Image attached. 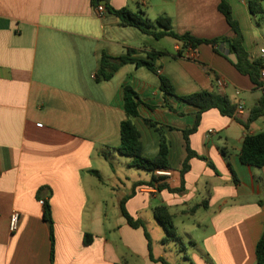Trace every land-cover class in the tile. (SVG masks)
Returning <instances> with one entry per match:
<instances>
[{
	"label": "crops",
	"instance_id": "1",
	"mask_svg": "<svg viewBox=\"0 0 264 264\" xmlns=\"http://www.w3.org/2000/svg\"><path fill=\"white\" fill-rule=\"evenodd\" d=\"M249 1L230 5L245 50L258 59L264 21L250 13ZM220 2L0 0V264H170L166 250H154L143 228L128 224L124 200L134 220L161 228L162 244L168 242L154 216L158 206L169 209L175 228L181 222L203 229L196 264H257L256 246L264 238V167L244 165L239 153L248 134L264 132V116L246 131L217 109L203 113L189 137L198 157L189 159L185 191H160L159 182L148 185L153 175L172 188L181 186L188 159L183 131L195 126L199 110L165 96L159 76L145 66L113 68L117 59L147 60L149 52L160 53L156 65L176 95H226L234 104L243 102L238 116L246 120L263 92L229 58L210 45L193 49L171 37L157 40L108 12L127 8L141 9L151 20L167 16L179 35L210 40L231 35ZM100 4L103 16L97 13ZM106 56L112 75L105 80L99 71ZM218 79L225 85L218 87ZM126 86L143 101L134 120L142 155L155 158L160 150L159 132L145 122L150 120L164 128L171 170L154 174L133 167L118 152ZM166 102L174 111L163 108ZM44 201L52 210L54 242ZM13 212L20 214L16 232L10 230Z\"/></svg>",
	"mask_w": 264,
	"mask_h": 264
},
{
	"label": "trees",
	"instance_id": "2",
	"mask_svg": "<svg viewBox=\"0 0 264 264\" xmlns=\"http://www.w3.org/2000/svg\"><path fill=\"white\" fill-rule=\"evenodd\" d=\"M100 1L101 0H95L97 4H99ZM248 8L253 16L258 17L260 21H264V0H250L248 2ZM219 11L226 18V21L231 29V35L229 37L209 40L196 38L190 34L179 35L174 31L172 19L167 16H160L155 20H151L141 9L138 11H132L127 8H108V12L116 16L121 21L122 25L135 27L146 34L153 36L157 40H161L165 37H171L183 42L185 47H191L193 49H196L202 44L210 45L217 53L226 57L227 59L228 57L220 51V47L223 43L230 42L231 53L235 54L238 60L237 63H233L234 66L241 74L250 78L252 83L256 86V89H260L263 92L258 104L251 109L248 118L244 120L236 113L237 105L234 104L226 95L205 91L194 93L188 96L176 95L172 83L167 77L160 74V68L156 65L161 56L160 53L149 52L147 60H137L131 57L117 59L115 62L117 65L113 64L114 69H116L117 66L128 62H135L138 66H145L159 76L160 87L165 96H174L180 102L194 106L199 110L197 113V121L195 126L183 131L187 142L188 159L184 164V169L181 171V186L180 188H172L169 184L163 182L162 176L153 175L152 181L149 182L148 185L152 186L154 183L159 182L157 188L160 191L168 190L172 193H182L185 191L184 176L189 170V159L196 156L198 157V155L190 148L189 137L191 134L196 132L203 113L212 109H217L223 116L235 118L236 121L242 125L246 131L250 130L251 125L256 120L264 116V79L261 77V73L264 70V59H251L250 54L245 50L243 46V34L238 21L233 16L230 0H221L219 4ZM131 53H133V51L130 50V54ZM109 60L110 59L107 56L104 57L100 66L99 75L105 80L112 75L107 71ZM219 80L221 79L216 81V85L218 87H220L218 85ZM141 104H143V101L139 97L138 93L131 86H126L124 89V106L127 119L121 123V145L117 150L121 155L131 159V166L133 167L141 168L154 174L160 171L171 170L172 167L169 162L170 143L166 137L164 128L160 124L150 120H145V122L154 127L159 132L161 136L160 150L159 154L155 158H147L142 155L141 133L134 123V120L139 117V106ZM163 108L174 111V108L170 106L168 102H166ZM239 156L241 162L244 165L263 168L264 132L255 135L248 134L243 140ZM199 158L207 160L205 157ZM208 163L214 168L212 162L208 161ZM96 174L99 176L98 172H96ZM203 206H207V204L204 203ZM122 212L124 217L127 219L128 224L133 228H144L146 237L149 239V235L144 223L141 220H134L133 217H131L127 212L125 208V200L122 203ZM44 216L51 226V238L52 242H54V221L52 217V210L49 203L45 201ZM154 216L166 231L167 236L163 239L164 243L178 239L175 232L176 228L174 225V217L166 206L156 207L154 209ZM92 240V235L87 234L85 236L86 244H90ZM256 260L257 264H264V238H262L256 246Z\"/></svg>",
	"mask_w": 264,
	"mask_h": 264
},
{
	"label": "rangeland",
	"instance_id": "3",
	"mask_svg": "<svg viewBox=\"0 0 264 264\" xmlns=\"http://www.w3.org/2000/svg\"><path fill=\"white\" fill-rule=\"evenodd\" d=\"M249 110L250 109H247L246 111L247 115L249 114ZM120 167L122 166L120 165ZM145 228L149 235V239L147 237L146 239L150 243V246H152L154 250L157 248L159 250H166L164 252H166L168 259L165 260L170 264H196L199 262V260L195 258V254L203 251L201 243L202 235L204 234L203 229H199L198 227H186V225L178 222L175 229L178 240L162 244L159 235L162 231L161 228L155 229L151 226H145ZM143 231H145L144 228Z\"/></svg>",
	"mask_w": 264,
	"mask_h": 264
},
{
	"label": "built area",
	"instance_id": "4",
	"mask_svg": "<svg viewBox=\"0 0 264 264\" xmlns=\"http://www.w3.org/2000/svg\"><path fill=\"white\" fill-rule=\"evenodd\" d=\"M105 12H106V9H105L104 5H101V4L98 5V7H97L98 15L103 16L105 14ZM261 54H262V58L264 59V48L261 50ZM261 77L264 79V70L261 73ZM218 85L220 87H222L225 85V83L223 80H219ZM236 105H237L236 113L238 114L239 112L240 113L243 112V110H244L243 102L238 101V103ZM19 220H20V214L18 212H13L11 214V217H10V230H11V232H16L18 230Z\"/></svg>",
	"mask_w": 264,
	"mask_h": 264
},
{
	"label": "water",
	"instance_id": "5",
	"mask_svg": "<svg viewBox=\"0 0 264 264\" xmlns=\"http://www.w3.org/2000/svg\"><path fill=\"white\" fill-rule=\"evenodd\" d=\"M220 51L226 55L233 63H237V57L235 54L231 53V44L230 42L223 43L220 47Z\"/></svg>",
	"mask_w": 264,
	"mask_h": 264
}]
</instances>
